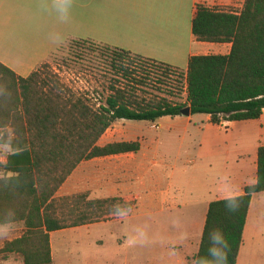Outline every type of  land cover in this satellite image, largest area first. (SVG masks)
<instances>
[{"label":"trees","instance_id":"1","mask_svg":"<svg viewBox=\"0 0 264 264\" xmlns=\"http://www.w3.org/2000/svg\"><path fill=\"white\" fill-rule=\"evenodd\" d=\"M192 29L199 40L230 42V52L191 55L183 70L123 48L89 39H69L67 42L76 48L98 47L110 69L125 81L115 78L109 93L97 98L98 102L89 92L73 89L58 75L42 70L45 60L28 76L17 74L0 61V144L10 147L6 160H0V223H22L25 227L22 235L7 240L0 252L17 253L24 264H53L52 231L122 218L133 211L136 195H57L84 159L140 148L138 141L98 145L114 121H155L180 115L186 106L191 114H209L210 122L218 125L261 117L264 0H244L240 9L198 4ZM158 69L183 78L184 101L143 95L141 87L150 84L151 74ZM176 81L178 90H182L181 82ZM257 155L256 182L246 185L242 194L210 202L195 264L207 255L209 233L216 229L228 240V264L237 263L252 195L264 191V145L258 147ZM230 198L236 204L232 212L225 207ZM116 207L124 210L119 216L114 212Z\"/></svg>","mask_w":264,"mask_h":264},{"label":"crops","instance_id":"2","mask_svg":"<svg viewBox=\"0 0 264 264\" xmlns=\"http://www.w3.org/2000/svg\"><path fill=\"white\" fill-rule=\"evenodd\" d=\"M243 3L244 0H72L68 18L62 20L60 0H0V61L17 74L28 76L59 46L71 38H78L123 48L186 70L191 55L227 54L232 46L230 42L203 41L196 37L192 29L196 6L240 9ZM200 114L205 117L202 122H210L209 114ZM193 115L186 116L192 119ZM133 120L114 121L100 137L98 145L138 141V150L84 159L68 176L57 195L80 192H87L90 198L136 195V207L129 215L70 228L75 227L73 231L80 234L82 230L88 232L97 223L127 222L129 231L114 236L110 232L119 246L128 240L129 234L135 237L133 243L125 247L128 254L125 264H185L188 246L179 253L182 242L178 239L160 240L162 244L153 252L140 238L145 233L161 236L160 221L176 220L180 221L179 233L183 236L185 229L187 236L189 229L196 230L200 244L210 202L242 194L246 185L257 180L258 155L248 161L243 151L247 144H251L252 136H240L239 158L235 159L232 168H228L227 154L213 150L199 157L195 148H189L193 144L187 136L182 138L179 150L162 154V141L152 136H140L137 125L130 122ZM248 120L259 125L258 151V147L264 145V111L260 118ZM220 162L225 168L222 169ZM259 210H264V191L252 195L239 256L247 236H254L261 227L260 220L254 217ZM166 227L171 234L175 226L169 223ZM21 228L25 230L22 223ZM64 229L50 233L51 245L53 233ZM198 248L199 245L197 251ZM52 255L54 260L53 252ZM239 256L236 264H239Z\"/></svg>","mask_w":264,"mask_h":264},{"label":"rangeland","instance_id":"3","mask_svg":"<svg viewBox=\"0 0 264 264\" xmlns=\"http://www.w3.org/2000/svg\"><path fill=\"white\" fill-rule=\"evenodd\" d=\"M44 62L48 66L43 65L42 70L58 75L63 82L73 89L89 92L93 96L94 102H98L97 98L101 96L104 98L110 91L109 85L114 82L115 78H119L118 74L110 69L109 63L105 60L99 48L95 46L80 45L76 48L66 42L60 48H57ZM151 75L154 77L152 81L148 80L150 84L141 87L145 90L143 95L169 96L172 100H185V81L183 82L181 77H176L178 73L171 72L165 75L163 69H158ZM119 80L125 82L122 78H119ZM176 80L181 82L182 90H178L179 85ZM121 82L119 84H122ZM202 119H205V117L197 113L193 115L192 119H188L186 115H178L174 117L163 116L156 121L133 120L130 122L137 125L136 131L140 136H152L159 142L161 140L160 151L162 154H172L174 151L179 150L182 138L187 136L191 142L190 144H193L189 148H195L197 150L196 155L201 157L210 154L213 150H219L222 154H227L229 157L227 167L232 168L235 159L239 158L237 155L240 149L238 139L240 136H252L251 144H247L243 151L247 154L248 161L257 155L256 145L261 132L256 121H236L221 126L205 122V120L202 122ZM9 150V146L0 144V160H6V154ZM222 160L221 158V162ZM221 162L220 166L223 169L225 166L223 167ZM1 174L2 170L0 169ZM254 217L260 220L261 227L254 236H247L239 256V264H264V210H259ZM140 220H142V223L145 222L144 219ZM160 222L162 229L159 230H163L162 235L156 236L153 233H145L140 238L142 243L145 242L147 249L152 248L155 252L158 246L162 244L160 240L168 241L171 237L174 240L178 239L182 242V251L179 253L185 251V247L188 246V258L185 264H194V256L199 245L196 230L189 229L190 232L186 236V230L184 229L182 236L177 227L180 221L162 219ZM169 223H174L175 226L171 234H169L168 227H166ZM145 224H148V222ZM9 227L8 235L6 237L0 236V246L4 244L7 238L17 237L24 231L21 228V223L9 224ZM74 229L75 227H68L53 233L52 252L55 257L53 264H125L124 259L128 255L125 247L130 246L135 237L132 233L129 234L128 240L119 246L111 236L129 231L130 225L127 222L123 224L117 221L108 224L97 223L88 232L82 230L80 234L78 233L79 235L73 231ZM110 232H112V235ZM198 234L200 235V231ZM0 264H23V260L17 253L0 252Z\"/></svg>","mask_w":264,"mask_h":264},{"label":"clouds","instance_id":"4","mask_svg":"<svg viewBox=\"0 0 264 264\" xmlns=\"http://www.w3.org/2000/svg\"><path fill=\"white\" fill-rule=\"evenodd\" d=\"M62 7L59 8V12L61 14L62 20H66L68 18V13L70 11L72 0H60ZM225 207L228 211L232 212L236 209V204L230 198L225 201ZM124 210L120 207H116L114 212L116 215H121ZM10 222L0 223V236H7L10 227ZM209 246L207 250V255L200 258V264H228V250L229 243L225 238L224 233L219 230H213L209 233Z\"/></svg>","mask_w":264,"mask_h":264},{"label":"water","instance_id":"5","mask_svg":"<svg viewBox=\"0 0 264 264\" xmlns=\"http://www.w3.org/2000/svg\"><path fill=\"white\" fill-rule=\"evenodd\" d=\"M181 113L183 115H190L191 113V108L189 106H186L185 108L182 109Z\"/></svg>","mask_w":264,"mask_h":264}]
</instances>
